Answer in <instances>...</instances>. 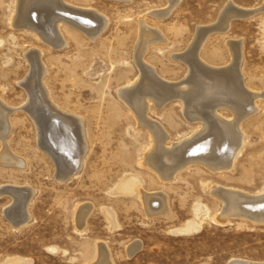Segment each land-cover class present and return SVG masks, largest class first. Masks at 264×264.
Here are the masks:
<instances>
[{
  "label": "rangeland",
  "instance_id": "obj_1",
  "mask_svg": "<svg viewBox=\"0 0 264 264\" xmlns=\"http://www.w3.org/2000/svg\"><path fill=\"white\" fill-rule=\"evenodd\" d=\"M64 1L94 11L105 27L91 38L68 22L80 15L50 0V11L63 18L58 29L64 44L54 47L14 21L21 2L0 0V155L11 156L0 159V264H264V222L227 218L224 199L214 191L264 195V10H257L264 0ZM243 9L253 12L246 16ZM233 41L240 43L238 71L257 108L238 123L244 141L232 166L190 162L164 174L147 165L151 150L201 133L204 123L177 96L167 100L152 84L139 83L145 68L164 82L181 83L191 73L182 58L191 47L202 42L200 59L220 68L234 63ZM33 50L50 102L82 126L78 155L68 153L73 123L54 116L31 81L36 71L27 54ZM136 84L135 102H124L121 91ZM212 85L219 103L214 116L224 126L234 122L237 98L227 85ZM40 112L45 123L58 122L57 148L42 139L35 118ZM61 144L69 148L64 158L57 155ZM12 204L13 218L22 214L25 222L17 225L6 214Z\"/></svg>",
  "mask_w": 264,
  "mask_h": 264
},
{
  "label": "bare ground",
  "instance_id": "obj_2",
  "mask_svg": "<svg viewBox=\"0 0 264 264\" xmlns=\"http://www.w3.org/2000/svg\"><path fill=\"white\" fill-rule=\"evenodd\" d=\"M178 0H170V2H177ZM17 2H21L19 5H17L18 13L17 16L14 17V21L16 23H20L24 26H29L30 28L34 29L40 36H42L44 39H46L52 46L54 47H59L62 44H64V40L62 38V34H60V31L58 29L60 19L63 20V18L58 19L57 13H53L50 11V8H48L47 2H50V0H17ZM55 2L56 6L59 8H64L66 10H71L76 12L78 15H80L81 19L80 21L76 18L75 21L78 20V22H74L72 20H69L68 22L73 24L74 27L85 31L91 38L95 37L98 35L102 29L105 27V22L104 20L99 17L94 11L92 10H82L78 9L75 7H72L65 3L64 0H53ZM179 2V1H178ZM18 4V3H17ZM174 5V4H173ZM230 5V4H229ZM55 6V7H56ZM16 7V6H15ZM52 7V6H51ZM236 8L235 6H231ZM172 8V7H171ZM244 8V7H242ZM52 9V8H51ZM63 9V10H64ZM231 8L230 10H232ZM253 9V8H251ZM60 10V9H59ZM242 12L243 15H248L249 13L251 14L253 11H248L247 9ZM257 10H264V5ZM67 11V12H68ZM61 12V11H60ZM70 12V11H69ZM68 12V13H69ZM170 11L166 10L160 14H157L160 17H163L167 15ZM232 12V11H230ZM65 13V11H64ZM224 13V12H223ZM236 13V12H235ZM240 13V12H239ZM60 14V13H59ZM72 14V13H71ZM75 14V13H74ZM76 14V15H77ZM222 14V13H221ZM229 14V12H228ZM241 14V13H240ZM67 15V14H66ZM69 15V14H68ZM60 16V15H58ZM241 16V15H239ZM61 17V16H60ZM77 17V16H76ZM79 17V16H78ZM75 17H73L74 19ZM104 18V17H103ZM228 19V18H227ZM232 19V18H231ZM230 19V20H231ZM66 20V19H65ZM222 22V21H221ZM15 23V24H16ZM219 23V22H218ZM228 23V22H227ZM216 24V23H215ZM225 24V23H223ZM220 25V24H219ZM206 27V26H205ZM211 27V26H210ZM215 27V26H214ZM225 27V26H224ZM223 27V28H224ZM141 34L144 35L146 33L147 27L141 23ZM209 28V27H208ZM207 28V29H208ZM226 28V27H225ZM199 29V28H198ZM202 29V28H200ZM204 29V28H203ZM214 29V28H213ZM227 29V28H226ZM225 29V30H226ZM150 31V30H149ZM199 31V30H198ZM202 31V30H201ZM138 32V31H137ZM151 32V31H150ZM200 32V31H199ZM208 32V31H207ZM202 33V32H201ZM197 34V33H196ZM206 34V32H205ZM198 35V34H197ZM203 35V34H202ZM208 35V33H207ZM145 36V35H144ZM158 36V34H157ZM155 37V36H154ZM197 37V36H196ZM199 37V36H198ZM201 37V36H200ZM151 38V37H150ZM158 38V37H156ZM202 38V37H201ZM152 39V38H151ZM203 39V38H202ZM200 39V41L202 40ZM153 40V39H152ZM195 40V39H194ZM205 40V38H204ZM157 41V40H156ZM197 41V40H196ZM194 42V41H193ZM141 43V42H140ZM197 43V42H196ZM139 44V43H138ZM144 44V43H143ZM194 44V43H193ZM232 46V50L234 51V56L235 60L233 65L231 66H226V67H215L213 65H209L205 62H203L200 57L198 56V52L200 49V46L202 45V42L195 45V47H191V49L183 55V59L186 60L191 69L190 75L187 74L188 78L185 79L181 83H169L164 82L162 78L158 77L157 74L154 75L152 74L153 69L151 70V67H146L143 73V77L140 80L139 83H150L159 89L164 97L169 100V97H175L177 96L180 100L183 101L185 110L187 113L192 115L194 119L200 120L199 122L201 124L204 123V129L202 130L201 133L192 134L191 137H188L184 140H181L176 142L172 147L169 148H160V146L156 147L155 149L151 150L147 155H146V163L147 165H150L154 168H158L160 171H162L164 174H172L176 169L181 167L182 165H185L190 163V162H198L201 164H204L212 169H224V168H230L233 164L234 157L239 151V147L244 141L243 134L241 133L240 129L238 128V123L239 121L244 117L247 116L248 114H251L255 112L257 106L254 107L252 98L250 97L251 95H247V91L242 83L241 77L242 75L239 74L238 67H239V61L240 55V43L236 42H230ZM63 46V45H62ZM142 47H144L142 45ZM140 49V48H139ZM143 49V48H142ZM141 54V53H139ZM30 60L33 61L34 68L36 71L35 76L32 77L31 81H36L37 86L39 87V93L41 94V97L45 101V104L47 107L53 110L54 116L57 118L63 117L65 120L71 121L70 124L73 126V137H72V143L74 144L73 148L70 149L68 152L69 154H75L78 155L80 154L83 144V138L81 134V124L78 122V119L69 116L65 112L59 111L55 104L50 102V99L47 97L48 94H46V90L43 86L42 83V75L44 73V67L42 65V62H40V54L38 52H35L34 50L31 51L30 53L27 54ZM139 56V55H138ZM177 57V56H176ZM137 58V57H136ZM142 59V58H141ZM138 62L142 60H137ZM144 64V63H143ZM139 65V64H138ZM141 65V64H140ZM147 66V65H146ZM140 67V66H139ZM143 67V66H142ZM153 68V67H152ZM142 69V68H141ZM144 69V68H143ZM143 72V70H141ZM151 71V72H150ZM190 72V71H189ZM142 76V75H141ZM30 79V78H29ZM140 79V78H139ZM28 80V79H27ZM136 81V80H135ZM138 81V80H137ZM136 83V82H135ZM138 83V85H139ZM149 84V86H150ZM210 84L212 85H227L226 87L229 88V91H231L232 94L237 98L236 103L238 109L235 111L238 116V119L232 123L229 122V124L225 123L226 125L224 126L223 124H220V122L217 121L216 117L214 116V110L218 108L217 105L219 103H215L217 100V94L214 93V90L210 87ZM132 85V84H131ZM130 85V86H131ZM134 85V84H133ZM148 84H146L147 86ZM212 85V86H213ZM223 85V87H224ZM35 86V85H34ZM128 86V87H130ZM142 86V85H141ZM140 86V87H141ZM145 86V85H144ZM143 86V87H144ZM147 86V88L149 87ZM213 86V87H214ZM136 86L127 88L121 91V96L125 100L124 102L133 104L136 100ZM142 87V88H143ZM152 87V86H151ZM29 88V87H28ZM36 89V87H34ZM126 88V87H125ZM150 88V87H149ZM152 87V89H154ZM218 88V86H217ZM227 88V89H228ZM144 89V88H143ZM151 89V88H150ZM155 89V90H157ZM216 89V88H215ZM138 90V89H137ZM149 90V89H148ZM158 90V91H159ZM217 90V89H216ZM141 91V90H140ZM139 91V92H140ZM147 91V89H145ZM144 91V92H145ZM139 92H138V98H139ZM148 92V91H147ZM157 92V91H156ZM155 92V93H156ZM159 92V93H161ZM142 93V92H141ZM151 93L152 90H151ZM150 93V94H151ZM249 93V91H248ZM34 94V93H33ZM143 94V93H142ZM149 94V93H146ZM154 94V93H153ZM220 94V93H219ZM230 94V93H229ZM252 94V93H251ZM160 95V94H159ZM158 95V96H159ZM222 95V94H221ZM220 95V97H221ZM144 96H146L144 94ZM143 96V97H144ZM151 96V95H150ZM156 98L157 95L155 94ZM223 96V95H222ZM254 96V95H253ZM39 97V96H38ZM142 97V96H141ZM33 98V97H32ZM225 98V97H224ZM231 98L234 99V97L231 96ZM242 98V100H240ZM254 98V97H253ZM40 99V98H39ZM49 99V100H48ZM154 99V98H153ZM163 99V96H162ZM172 99V98H171ZM227 99V98H226ZM244 99V100H243ZM246 99V101H245ZM141 100V99H140ZM164 100V99H163ZM35 101V100H34ZM37 101L40 102V100L37 99ZM162 101V100H161ZM160 101V102H161ZM165 101V100H164ZM163 101V102H164ZM233 101V100H232ZM245 101V102H244ZM38 102V103H39ZM162 102V103H163ZM41 103V102H40ZM149 103V102H148ZM233 103V102H232ZM34 104V103H33ZM144 104V103H143ZM157 104V103H156ZM35 105V104H34ZM129 105V104H128ZM137 105V104H136ZM142 105V103H141ZM233 105V104H231ZM234 106V107H235ZM39 107V105H38ZM37 107V108H38ZM136 108V106H134ZM139 107V105H138ZM141 107V106H140ZM139 107V108H140ZM143 107V106H142ZM230 107V105L228 106ZM232 107V108H234ZM34 108V107H33ZM35 108V109H37ZM45 108V107H44ZM134 108V111H135ZM138 108V109H139ZM147 109V107H145ZM28 109V108H27ZM137 109V108H136ZM142 109V108H141ZM183 109V108H182ZM8 110V109H7ZM40 110V109H38ZM42 110V109H41ZM51 110V111H52ZM61 110V109H60ZM140 110V109H139ZM33 111V110H32ZM43 111V110H42ZM138 111V110H137ZM233 111V110H232ZM44 112V111H43ZM40 112L37 114V119L39 128L41 130V135L42 139L47 141V137L49 139H52L55 141L54 146L56 147L58 144L56 141L58 140V137L61 135V130L60 127L58 126V122L55 123L52 121V123H45V114L47 112ZM141 112V111H140ZM234 112V111H233ZM32 113V112H31ZM217 113V112H216ZM35 113H33L34 115ZM56 114V115H55ZM141 114V113H140ZM51 117L52 113H50ZM143 115V114H142ZM141 115V117H142ZM186 115V114H185ZM184 115V116H185ZM235 115V116H236ZM36 116V115H35ZM220 116V115H219ZM234 116V115H233ZM50 117V116H49ZM54 117L53 119H57ZM139 117V116H138ZM140 117V118H141ZM218 117V116H217ZM143 118V117H142ZM220 118V117H219ZM237 118V117H236ZM52 119V118H51ZM146 120V119H145ZM144 120V122H145ZM61 121V120H60ZM36 122V121H35ZM36 122V124H37ZM150 122V121H149ZM7 123V122H6ZM148 123V122H147ZM2 119L0 120V125H2ZM68 124V123H67ZM144 125V123H143ZM149 125V124H148ZM151 125V124H150ZM154 125V124H153ZM63 126V125H61ZM158 126V125H157ZM6 127V126H5ZM10 127V126H9ZM152 127V126H151ZM149 128V127H148ZM156 128V127H155ZM159 128V127H157ZM3 129V126H2ZM68 129V128H67ZM83 129V128H82ZM154 128H152L153 130ZM162 129V128H161ZM151 130V129H149ZM201 130V129H200ZM1 131V130H0ZM3 131V130H2ZM1 131V132H2ZM6 131V130H5ZM4 131V134H5ZM69 131V129L67 130ZM157 131V130H156ZM155 131V132H156ZM160 131V130H158ZM163 131V130H161ZM39 132V131H38ZM153 132V131H151ZM193 132V133H194ZM199 132V131H198ZM65 133V132H64ZM165 133V131H164ZM1 134V133H0ZM40 134V132H39ZM154 134V133H153ZM159 134H162L159 133ZM157 135V139L161 138V136ZM156 135V134H155ZM154 135V136H155ZM2 136V135H1ZM69 136V135H68ZM71 136V135H70ZM84 136V135H83ZM165 136V135H164ZM3 137V136H2ZM65 136L63 135V138ZM67 137V136H66ZM40 138V137H39ZM71 138V137H70ZM2 139V138H1ZM167 139V138H166ZM70 140V139H69ZM163 140V139H162ZM158 141V140H157ZM165 141V140H164ZM43 143V142H42ZM63 143V142H62ZM70 143V144H72ZM51 144V143H50ZM52 144V145H53ZM64 144V143H63ZM66 144V143H65ZM69 144V145H70ZM159 144V143H158ZM40 145V144H39ZM62 145V144H61ZM160 145V144H159ZM43 146V145H42ZM50 147V146H49ZM60 147V145H59ZM45 148V147H44ZM47 148V147H46ZM57 148V147H56ZM153 148V147H152ZM60 150L57 151V155L61 158L63 157V153H66L67 149L69 148H64L62 145V148H59ZM48 150V149H47ZM55 150V149H54ZM84 150V149H83ZM9 151V150H8ZM161 151V152H160ZM56 152V151H54ZM47 153V152H46ZM51 153V152H50ZM68 154V155H69ZM83 154V153H82ZM11 155V154H10ZM13 155V154H12ZM11 157V156H10ZM9 157V158H10ZM13 157V156H12ZM15 157V156H14ZM17 157V156H16ZM15 157V158H16ZM67 157V156H66ZM72 157V156H71ZM8 157H4L3 155H0V159H9ZM56 158V156H55ZM54 158V159H55ZM74 158V157H73ZM76 158V157H75ZM236 158V157H235ZM60 159V158H59ZM58 159V160H59ZM19 160V159H18ZM67 160V159H66ZM77 160V159H76ZM16 161V160H15ZM74 161V160H73ZM72 161V162H73ZM12 163V161H10ZM14 162V161H13ZM18 162V161H17ZM22 164L23 161L21 160ZM20 162V163H21ZM60 162V161H59ZM58 162V163H59ZM68 162V161H67ZM76 162V161H75ZM57 163V162H56ZM13 164V163H12ZM19 164V163H18ZM70 164V162H69ZM77 164V163H74ZM68 166V164H67ZM70 166V165H69ZM63 167V166H62ZM80 167V166H79ZM64 168V167H63ZM68 168V167H66ZM59 170V169H58ZM66 170V169H65ZM74 171V170H73ZM14 187V186H10ZM221 187V186H220ZM21 188V187H20ZM10 189V188H9ZM19 189V188H17ZM213 189V188H212ZM22 190V189H21ZM25 190V189H24ZM9 191V190H8ZM20 191V189H19ZM217 194H219L221 197L224 199V215L228 218L229 216H234L238 215V217H242L251 221L255 222H264V195L258 196V197H253V196H248L245 194H242L238 191H233V190H221L218 189V187L215 188L214 190ZM21 192V191H20ZM24 192V191H23ZM213 192V191H212ZM22 193V192H21ZM162 194V193H161ZM23 195V194H22ZM29 195V194H28ZM27 196V195H26ZM25 196V197H26ZM159 196V195H158ZM22 197V196H21ZM29 197V196H28ZM27 197V198H28ZM150 197V196H149ZM152 197V196H151ZM19 199V198H18ZM23 200V199H22ZM26 201V198L24 202ZM29 201V200H28ZM16 202V200H15ZM21 202V201H20ZM19 202V203H20ZM23 202V201H22ZM23 202V203H24ZM149 202V201H148ZM161 202V201H160ZM22 203V204H23ZM16 204V203H14ZM25 204V203H24ZM154 204V203H153ZM165 204V203H164ZM243 204V206H242ZM21 205V204H20ZM19 205V206H20ZM166 205V204H165ZM248 207H246V206ZM147 206V205H146ZM150 206V205H149ZM162 206V205H161ZM15 207V206H14ZM22 208V207H21ZM151 208V206L149 207ZM152 209V208H151ZM150 209V210H151ZM253 209V210H252ZM155 210V209H154ZM153 211V210H152ZM252 211V212H250ZM13 212V211H12ZM11 212V213H12ZM22 213V212H21ZM18 214V213H17ZM16 215V214H15ZM14 215V216H15ZM241 215V216H240ZM13 216V215H12ZM25 216V214H24ZM23 217V216H22ZM237 217V216H235ZM140 247V246H139ZM105 254V253H104ZM104 264V260H102ZM230 264H250L247 262H243L241 260H232L230 261ZM255 264V263H254ZM262 264V263H260Z\"/></svg>",
  "mask_w": 264,
  "mask_h": 264
},
{
  "label": "water",
  "instance_id": "obj_3",
  "mask_svg": "<svg viewBox=\"0 0 264 264\" xmlns=\"http://www.w3.org/2000/svg\"><path fill=\"white\" fill-rule=\"evenodd\" d=\"M15 205V204H14ZM14 205L12 204V206H10L8 209H6V214L11 218V220H12V222H14L15 224H17V225H19V224H21V223H23V222H25L24 221V219L22 220V214H20V216H18L17 217V219H15V218H13V216L11 215V209H12V207H14ZM242 206H243V204H242ZM246 206V205H245ZM246 207H248V206H246ZM253 210V209H252ZM26 212V209L24 210V213ZM250 212H252V211H250ZM27 213V212H26ZM234 216H239V214L237 215H234ZM241 216V215H240Z\"/></svg>",
  "mask_w": 264,
  "mask_h": 264
}]
</instances>
